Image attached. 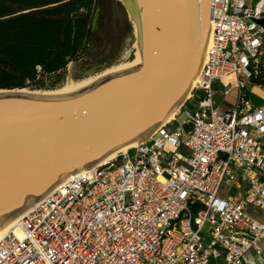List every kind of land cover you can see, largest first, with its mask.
Masks as SVG:
<instances>
[{
	"label": "built area",
	"instance_id": "obj_1",
	"mask_svg": "<svg viewBox=\"0 0 264 264\" xmlns=\"http://www.w3.org/2000/svg\"><path fill=\"white\" fill-rule=\"evenodd\" d=\"M211 6L173 120L66 178L0 240V264H264V104L248 100L249 86L264 91V0ZM233 74L237 104L219 115L213 85ZM226 187L236 196L219 197Z\"/></svg>",
	"mask_w": 264,
	"mask_h": 264
},
{
	"label": "water",
	"instance_id": "obj_2",
	"mask_svg": "<svg viewBox=\"0 0 264 264\" xmlns=\"http://www.w3.org/2000/svg\"><path fill=\"white\" fill-rule=\"evenodd\" d=\"M211 1L125 0L141 64L71 96L0 94V230L63 177L152 136L183 104L204 61Z\"/></svg>",
	"mask_w": 264,
	"mask_h": 264
},
{
	"label": "trees",
	"instance_id": "obj_3",
	"mask_svg": "<svg viewBox=\"0 0 264 264\" xmlns=\"http://www.w3.org/2000/svg\"><path fill=\"white\" fill-rule=\"evenodd\" d=\"M103 4L0 0V90L25 89L39 77L55 76L83 59L103 28Z\"/></svg>",
	"mask_w": 264,
	"mask_h": 264
},
{
	"label": "rangeland",
	"instance_id": "obj_4",
	"mask_svg": "<svg viewBox=\"0 0 264 264\" xmlns=\"http://www.w3.org/2000/svg\"><path fill=\"white\" fill-rule=\"evenodd\" d=\"M254 4L258 8L262 6V3H257V1ZM102 9L103 21L101 24L103 28L98 30L93 37L91 48L82 57L83 59L69 64L63 72L55 76L39 77L36 84L28 83L25 89L41 92L55 90L61 87L68 78L74 81L89 79V77L99 75L108 68L130 62L135 58L136 46L139 41L138 35L134 31V24L131 22L127 9L123 6V1L104 0ZM94 29H98L96 23ZM226 82L237 83V76L233 74L228 77ZM262 95L264 96V94ZM213 101L219 115L232 111L237 104V102H230L229 100H219L215 96ZM236 193V188L226 187L220 191L219 197L236 196Z\"/></svg>",
	"mask_w": 264,
	"mask_h": 264
},
{
	"label": "bare ground",
	"instance_id": "obj_5",
	"mask_svg": "<svg viewBox=\"0 0 264 264\" xmlns=\"http://www.w3.org/2000/svg\"><path fill=\"white\" fill-rule=\"evenodd\" d=\"M123 2L125 0H122ZM131 18V22L132 24H134V31L135 33L137 32L138 34V25L136 24L134 18ZM210 34H211V30H210ZM210 34H209V39H210ZM138 44V43H137ZM135 58L130 61V62H126V63H121V65L118 66H114L111 68L106 69L104 72H100L101 74L93 76V77H89V79H85L82 81H74L71 78H68L67 81L58 89L55 90H46V91H30L27 89H15V90H0V94H11V93H20V94H28V95H35V96H45V97H62V96H71L74 95L76 93L79 92H83L86 91L90 86L104 80L107 77H110L114 74L120 73L121 71L124 70H129L132 68L137 67V65L142 63V56L140 54V47L139 45L136 46V52H135ZM205 59V57H204ZM199 75L193 80L191 87L193 88L194 85L196 84L197 80H198ZM190 94V93H189ZM189 94L187 96H189ZM180 106H177L176 108H174L171 112L170 115L166 118L167 120L164 122L165 123H169L171 120H173V118L175 117L176 113L178 112ZM143 140V139H142ZM141 139L133 141L129 144L124 145L123 147L112 151V153L108 154L107 157H105L103 160H101L99 163H97V165L99 164H103L106 163L109 160H113L115 158H117L119 155L123 154L124 152L128 151L129 149H132L134 147H136L137 145H139V143L142 141ZM81 170L77 171L76 173H79ZM75 173V174H76ZM74 174H70L67 175L65 177H63L60 182L50 191H48L46 194H44L40 199H38L35 202H32L21 214L20 216L11 224H9L8 226H6L5 228L0 230V240L9 232L10 229L14 228L17 224V222L22 218V216H24V214L30 209L32 208L34 205H36L38 202H40L45 196H47L49 193H52L53 191H55L59 185L68 177L72 176ZM15 232L19 233V229L15 228Z\"/></svg>",
	"mask_w": 264,
	"mask_h": 264
},
{
	"label": "crops",
	"instance_id": "obj_6",
	"mask_svg": "<svg viewBox=\"0 0 264 264\" xmlns=\"http://www.w3.org/2000/svg\"><path fill=\"white\" fill-rule=\"evenodd\" d=\"M260 8H263V5ZM227 79L228 77L224 78L223 80L217 81V83L213 85L215 89L214 96L219 100H229L230 102H237L240 89L236 82H234L233 84L227 83ZM262 94H264V91L260 88L256 86H249L248 100L251 101L254 106H260L264 104V96Z\"/></svg>",
	"mask_w": 264,
	"mask_h": 264
}]
</instances>
